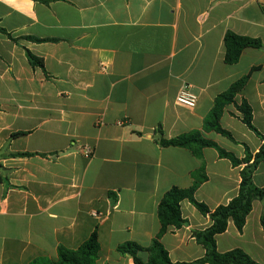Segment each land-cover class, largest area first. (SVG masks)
I'll list each match as a JSON object with an SVG mask.
<instances>
[{
	"label": "crops",
	"instance_id": "0c3cea01",
	"mask_svg": "<svg viewBox=\"0 0 264 264\" xmlns=\"http://www.w3.org/2000/svg\"><path fill=\"white\" fill-rule=\"evenodd\" d=\"M0 29L11 36L0 31V264L56 260L60 246L76 250L94 232L97 264H133L117 248L149 247L162 198L190 189L200 168L198 202L213 211L238 195L243 166L215 148L198 158L163 147L159 132L170 140L202 130L216 97L248 77L236 101L248 102L264 137V0H0ZM227 33L263 47L228 65ZM184 86L196 107L176 102ZM220 124L234 140L203 136L239 159L259 152L263 141L235 104ZM253 179L264 188V162ZM181 210L187 225L161 239L174 263L203 258L193 233L212 225L188 200ZM263 211L255 201L242 232L230 220L218 251L242 249L264 264Z\"/></svg>",
	"mask_w": 264,
	"mask_h": 264
},
{
	"label": "trees",
	"instance_id": "16d2710c",
	"mask_svg": "<svg viewBox=\"0 0 264 264\" xmlns=\"http://www.w3.org/2000/svg\"><path fill=\"white\" fill-rule=\"evenodd\" d=\"M0 31L8 35L3 29ZM10 38L11 36L8 35ZM36 42L49 40L32 39ZM225 44V63L228 65L237 64L243 51L247 48L261 49L263 44L260 40L241 37L234 33H227L224 38ZM29 62L33 66L44 67L42 59L35 57L27 51ZM248 77H244L235 82L227 91L218 95L214 106L205 119L202 130H194L182 134L176 138L167 140L160 131L159 143L163 147L184 148L191 151L196 157H201L204 148H215L222 158L230 160L234 167L243 166L240 175L241 183L238 195L227 205H222L211 211L208 206L198 202L194 195L200 184L206 180L205 168L202 167L194 174V183L190 189L184 190L178 187L170 189L162 198L158 206V218L161 224L159 235L153 240L149 247H143L134 242L120 245L117 252L123 256H129L133 264H260L256 262L242 249H234L226 253H220L217 249L216 237L223 234L228 229V223L232 220L239 232H242L248 216L253 210L255 201H264V188L256 186L254 183V173L258 166L264 162V137L253 125V111L248 102L243 101L238 104L237 95L244 89ZM235 104L241 114V121L248 129L254 132L263 144L259 152L255 155L246 149L243 159L237 158L218 146L213 141L207 140L203 132H215L231 140L233 136L224 130L220 120L227 106ZM13 156H28V154H16ZM188 200L203 216L209 217L212 225L204 231L193 233L197 243L205 249V256L193 262H172L169 253L161 242L162 237L170 228L181 229L187 225L188 221L183 218L181 203ZM261 224L264 227V211L261 217ZM100 253V244L97 232L83 243L78 249L71 250L60 246L57 252V259L37 258L31 264H97ZM140 253H147L148 259L139 257Z\"/></svg>",
	"mask_w": 264,
	"mask_h": 264
},
{
	"label": "built area",
	"instance_id": "2783aa9c",
	"mask_svg": "<svg viewBox=\"0 0 264 264\" xmlns=\"http://www.w3.org/2000/svg\"><path fill=\"white\" fill-rule=\"evenodd\" d=\"M197 101H198V97L197 95L194 93V91L192 90L191 86H184L176 99V102L179 105L188 107V108H194L197 105ZM81 152L87 156V157H91L93 155V152L90 148L88 147H83L81 149Z\"/></svg>",
	"mask_w": 264,
	"mask_h": 264
}]
</instances>
